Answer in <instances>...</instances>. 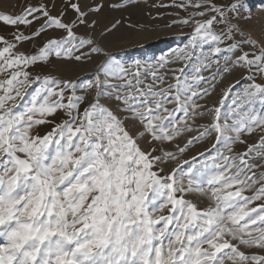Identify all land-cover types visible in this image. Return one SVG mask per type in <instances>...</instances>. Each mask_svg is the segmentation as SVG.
Here are the masks:
<instances>
[{
    "label": "snow or ice",
    "instance_id": "1",
    "mask_svg": "<svg viewBox=\"0 0 264 264\" xmlns=\"http://www.w3.org/2000/svg\"><path fill=\"white\" fill-rule=\"evenodd\" d=\"M152 6L187 14L166 26L191 27L188 43L144 65L106 61L86 82L28 69L101 53L77 30L95 31L103 0L0 13L13 29L0 34V264H264V202L250 207L264 201V6L259 20L241 15L246 0ZM49 29L63 35L17 50ZM45 123L51 132L32 133ZM209 138L202 167L184 158Z\"/></svg>",
    "mask_w": 264,
    "mask_h": 264
},
{
    "label": "rangeland",
    "instance_id": "2",
    "mask_svg": "<svg viewBox=\"0 0 264 264\" xmlns=\"http://www.w3.org/2000/svg\"><path fill=\"white\" fill-rule=\"evenodd\" d=\"M41 0H0V13L6 14H19L25 5L32 4L37 5ZM45 2H50V0H45ZM82 6H87L89 4L99 2V0H80ZM105 7L101 13L95 14L94 17L98 20V24L95 31L85 29L83 27L79 28L78 34H90L95 40L96 45L102 49L99 54H92L90 60H85L81 62L75 61H65L58 60L56 57H51V63L46 66H38L35 68H29L28 70L32 72L33 75L36 74H52L65 79L79 80L86 82L96 74L106 61L119 62L127 66L133 65L136 61H139L142 65L148 62H155L160 56H169L174 50L184 47L190 38V33L192 28L184 25H174L172 27H167L173 20L178 19L177 13L180 17H184L187 14L176 8V7H153L152 5H171L173 0H147L144 3L140 0L138 4L129 5L123 10H112L108 8L109 2H115V0H103ZM179 2V0H177ZM220 3H229L230 0H218ZM56 8L53 11V15H57L63 6V0H55ZM247 8L241 9V15L246 16L251 14L254 20L261 19L257 14L260 12L262 6H264V0H246ZM191 11V9H189ZM73 13L68 10V14L65 19H71ZM121 20L122 23L111 33H107L106 29L110 28L111 24L116 20ZM129 24L135 25V27H128ZM36 27L39 24L35 25ZM142 26V27H141ZM246 27L253 28L256 34H259L260 25L258 23H250ZM23 30V29H22ZM13 29L10 26H4L0 23V34L9 35ZM27 31V30H25ZM104 33V35H102ZM63 33L59 30L49 29L48 32L44 33L40 38L36 40L35 45L31 43H24L18 47V51L30 52L34 51L36 47L40 46L49 37L58 38ZM205 50H208V46H205ZM223 62V61H222ZM173 67H179V65H173ZM239 73L234 76L229 75L224 80V85L229 82L234 81L238 78ZM259 82V81H258ZM243 84V82H242ZM240 85L237 86V91L240 90ZM35 88L28 89L31 92ZM220 89L212 96L211 101L216 102L219 99ZM30 97H25L23 101L18 100L19 108L15 111H24V105L27 104ZM230 101H226L229 104ZM83 107V106H82ZM49 119H52L51 117ZM67 119L63 113L58 114L55 117V123H60L62 120ZM55 126L54 123H45L43 125L34 126L31 130L32 133L39 134L41 136L51 132L52 128ZM249 140V143L255 144L257 142V136L253 134L251 137H245ZM213 140L212 138L202 141L196 144L190 151L185 155V159H188L192 164L197 167H202L204 163V157L199 154L201 152H206L207 149L211 147ZM242 145L237 146L238 151L243 150ZM196 157L195 160L192 158ZM210 164L211 161H208ZM185 168L188 165L184 166ZM245 195H251L252 193L245 192ZM196 202L201 207H207L208 201L203 198H196ZM264 201H255L250 207L257 206ZM160 214H166L160 213ZM248 252H258L259 250L251 249L246 250Z\"/></svg>",
    "mask_w": 264,
    "mask_h": 264
}]
</instances>
